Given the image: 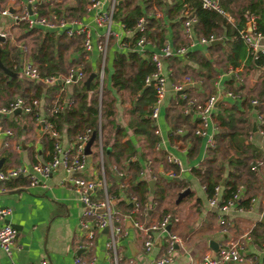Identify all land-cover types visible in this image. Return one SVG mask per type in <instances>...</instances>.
<instances>
[{
    "label": "crops",
    "instance_id": "0c3cea01",
    "mask_svg": "<svg viewBox=\"0 0 264 264\" xmlns=\"http://www.w3.org/2000/svg\"><path fill=\"white\" fill-rule=\"evenodd\" d=\"M28 1L29 0H1L0 5L1 7L4 6L7 9H10L8 10L9 12L11 11L10 13H15L21 12L24 9L28 10L30 6L32 8L33 4L29 5ZM36 1L37 2L34 5L42 1L49 0ZM100 1L101 6L98 9L103 11L108 10L111 0ZM240 2L242 3L241 5H245L246 0H240ZM63 3L73 4L74 1L64 0ZM83 9L84 11L82 15L80 17L73 18V20L77 21L88 29L92 46L88 50L83 49L80 38V49L73 50V48H70L67 51L66 56L67 60L79 59L81 54L84 53V56L82 55L84 63L89 65L91 72L95 73V77L92 79V81H94V79L95 82L97 81L96 88L90 93H94L97 98V103L100 106L101 91L98 90V79L96 76L98 71L101 69L102 60L99 52L96 49V41L100 37V34L103 32L104 28L95 27L93 23V14L96 9L91 7L87 3V0H84ZM232 9L235 10L234 8ZM225 12L228 19L226 20L231 23L233 21L232 15L228 11ZM51 16L54 15H50V17ZM174 20L175 19L168 21V19L162 15V20L160 21L165 28L164 41L167 40L174 46H177L179 43H173L170 29V24H172ZM119 23L120 22L118 20L112 19L110 29L113 31L114 35L110 37V40L107 44L103 61V74L106 70L105 62L108 59L111 61V57L114 53L125 51V48L120 46V41L122 39H127L128 35L123 31V28ZM178 30L181 34V26ZM28 31L39 35L50 33L55 35L56 38L59 35H65L62 28H56L53 30H47L43 27L20 29L19 22L14 23L11 17L8 15H0V34L4 36V41L0 42V50L6 43V49L9 53V56L6 58L7 62L14 63V61H16L17 74L19 77L27 81H35L34 83L39 84L42 89H44V91L42 90L43 93L41 94V99L35 98L38 101V106L34 109L33 114L15 111L10 115H4L1 117L0 123L2 128L10 129L11 134L9 136H6L5 134L0 135V169L14 166H28L35 161H43L48 159L47 157H49V150L46 149L45 135L48 137H50V135L42 133V124L44 120H47L48 114V112L46 113L45 111L44 105L45 103L49 102L51 109L55 102L58 104L65 100L68 95H70L72 86L77 83L73 82L68 85H60V83H55L58 85V87L54 88L53 85L55 84L42 85V83L39 81L27 79L20 75V62L21 56L23 55L22 47H26L28 53L27 55L32 59L31 50L33 44L28 37L33 34H29ZM23 33H26L24 38L20 37V35ZM68 37L72 38L76 36ZM150 41L153 43V45H144V54L141 56H146V52L157 51L158 46H156L154 41ZM261 42H264V37ZM29 43L32 45L30 46ZM220 43H222V39ZM195 49L199 50L200 52H205L206 46L200 44L194 45L190 47L188 51ZM14 54L17 55L13 56ZM179 58L183 59L181 56H179ZM246 58L247 57L244 56L242 59H240L238 61V65L235 67L228 66L225 70L221 68H215V75L214 78L211 79L209 87H211L213 91L211 94L215 93L217 97L219 94L222 95V99L220 101L221 103L230 104L234 102L243 113H246V116L250 121V133L244 138V143H250L256 147L260 153L259 158L250 161V166L252 167L255 165V162L257 161H261L262 165H256L255 169L251 168L256 175V188L255 193L252 194L249 199L248 207L244 208L238 206V208H240L239 211H244L245 213L249 211L251 212L253 210L254 203L259 200L260 210L257 213L254 212L253 215L256 216V220L250 218L252 216L242 215V213L239 214L235 211H233L234 214L232 215L224 216L216 215L211 211L202 213L199 209L200 203L199 199L197 198H195V200L191 199L188 202L182 203L185 197H193V191L191 190L190 184H199V182L197 178L192 175L190 170L195 168L202 161V159L207 157L208 147H206L204 143V147L201 148V144L199 143L196 148V152L192 153L189 142H182L179 138L171 137L172 135L170 133L173 129H170L172 126H169L164 120L163 110L168 102L174 97V95H177V93H174L166 105H164L162 108L159 107L157 117L152 119L156 127L155 134L159 138L158 142L154 146V148L158 151V157L152 159L149 155L146 156V161L143 163V165L147 167L149 176H145L142 166L138 178L147 180V184L149 180L153 183V181L156 179H162L164 181H179L180 183H184V187L180 190H176L175 187H170L168 189L165 199L159 208L162 209L165 207L167 211L164 213L155 211L153 206L150 207L152 210L150 212L148 211L147 213V209H140V205L137 212L133 213V205L131 204L130 198L129 204L131 209L128 212H125V209L117 207L112 201H110L112 210L115 213L122 215L118 221V224L121 228V233L118 236V241H116L115 244V254L121 258V262H127L126 264H131V259L134 256L140 254L141 250H144L142 245V235L133 226V222L135 220L142 222H153L164 214H171L177 218V221L174 224L168 225V229L166 230L169 232H174L179 236V238L182 239V246L174 247L176 251L180 252L181 257L184 256V259L181 262L182 264H189L197 260L204 253H214L215 251H213V249L208 244L209 241H212V243H214L218 249V247L225 243V241L234 239L244 233H248L249 239L241 250V261L234 264H250L252 262L264 264V250L261 248V246L264 244V236L262 237L260 234V237L255 236L254 239L251 235V230L257 221L264 223V136L260 135L256 131V109L253 108L248 110L244 104V90L241 91L242 94H235L232 92V87H236L239 84L238 80H241L245 87L258 86L264 75V65L246 68ZM165 65L167 66L166 62ZM189 77L191 79V83L186 85V87L190 85L193 86L195 88L194 93L201 91V80H194L191 76ZM228 80L231 81V85L227 84ZM6 89L1 84L0 106L6 105L9 101L16 97H20V95L17 93H13L10 86ZM227 91L235 94L236 98L225 96ZM45 92H47L48 95H46ZM49 96L51 97L50 99ZM24 98L34 97L28 95ZM46 98L49 100L47 101ZM262 99L264 100V95L262 96ZM251 100L256 101L255 98H251ZM220 102H218L217 105ZM115 107L116 112L114 119L116 121V127H124L122 105L118 98L116 99ZM216 111V107H214L207 127V129L210 128V133L212 135L216 132L215 122L213 119V114H215ZM188 115L190 120L196 126L195 114L190 112ZM253 122L255 123L254 132L251 131V124ZM126 132L127 136L134 140L131 132L127 130ZM57 133L60 146L63 149L72 150L77 136L68 138L64 132ZM176 133L178 136H180L183 131H178ZM195 136H198L200 142V138L202 136ZM94 142L96 143L97 150V154L95 156H93L91 153V145ZM134 144L137 145V142H134ZM91 145L89 147L90 153L85 155V165L83 170L80 172L81 175L88 178L102 179L106 186V190L108 187L115 185L114 180L115 182H119L116 184L117 187L121 188L120 184L123 182L126 184L124 187H127L126 178L130 177V175L126 173V177L124 172H119L121 175L117 174L118 171L115 173V166L113 163L110 164V168L113 171V180L109 174L104 172L102 157L104 154L110 151V148H103L99 126L97 127V134L94 137ZM105 148L107 151L103 152ZM136 153L139 154V152ZM166 155H171L177 158L180 161V167L178 168L173 164L167 163L165 161ZM135 158H137V155H132L130 160L132 161ZM169 165L173 166L176 172H174L172 168H167ZM66 177L67 174L65 171L61 168H58L43 180V184L27 185V183H25L24 179L22 178L7 181L6 183H0V207H9L11 210L10 214L5 217L4 222L8 223L15 229L16 243L19 246L18 249L11 253L10 257H7L0 249V264H73V259L75 256H79L82 260H89L92 258L93 264H110L108 259L109 256L105 252V243L109 238L108 228L106 227V231H102L103 229L96 231L95 237L91 243L86 240L85 231L80 227L79 224V221L82 219L83 205L78 201L77 194L71 189L69 183L67 181L64 182L63 178ZM185 188L189 189L188 194L183 196L177 203H175L177 193ZM200 188L205 195L202 185H200ZM152 189L153 184L151 190H149L148 187L149 195L147 198L149 196L152 198ZM106 190L105 193L107 194ZM236 191H238L240 200L241 197L244 196V187L239 186ZM121 197L123 196L121 195ZM91 198L96 201L103 200L104 192L101 189H98L91 194ZM172 211L176 214L172 213ZM156 240H158L157 244L155 243ZM152 248H156L160 252L165 249L164 234L157 232V235H153ZM176 257L177 255L171 257V262L174 261Z\"/></svg>",
    "mask_w": 264,
    "mask_h": 264
},
{
    "label": "trees",
    "instance_id": "16d2710c",
    "mask_svg": "<svg viewBox=\"0 0 264 264\" xmlns=\"http://www.w3.org/2000/svg\"><path fill=\"white\" fill-rule=\"evenodd\" d=\"M63 1H42L34 5L35 11L41 16H64L69 19L82 15L84 0H73V4H64ZM218 1L224 11H228L232 15L231 23L215 12L201 9L194 0H116L112 12V19L118 20L123 29L130 30L139 17L148 15L155 8L161 11L168 21L175 19L170 24L171 37L173 43L180 44L183 42L178 30L184 18L182 4L189 3L193 7V14L196 17V23L193 25L195 36L222 39V43L206 44L205 52L195 49L187 51L183 59L177 56L165 59L170 69L168 78L172 83L179 82L184 75H189L194 80H201V91L194 93L195 88L191 85L187 86L182 92L184 98L174 95L163 110L164 120L173 129L170 133L171 137L179 138L182 142H189L192 153L196 152L199 138L193 134L195 124L190 120L189 115L183 112L185 99L191 98L197 103L204 101L213 92L209 86L211 79L214 78L215 68L225 70L228 66L235 67L238 65V61L246 56L245 45L238 33L241 30H247L248 13L252 12L257 16L255 30L264 35V0H246L245 5H241L240 0ZM165 2L168 5L166 11H163ZM19 23L20 29L26 28L23 22ZM144 29L145 35L154 41L156 46L162 45L165 28L160 19L146 16ZM28 33L33 34L30 35L33 44L31 56L41 76L63 73L70 68H79L83 75L82 79L72 86L70 95L66 98L70 100V105L63 111L50 113V104L49 102L45 103V111L48 112L47 120L54 130L64 132L68 138L81 135L86 130L90 133L94 131L96 136L99 126L103 148H110V151L102 157L104 172L109 174L113 180V171L110 168V164L113 163L115 173L118 171L124 172L125 176L126 173L130 175L126 178L127 187H117L118 181L114 180L115 185L107 188L106 192L111 196L114 205L128 212L131 209L129 198L133 196L140 205V209L146 208L147 213L152 210L151 206L160 213L167 211L165 207L159 208L168 189L175 187L176 190H180L184 187V183L173 180H154L152 198L148 204L147 180L138 178L146 156L149 155L152 159L158 157V151L154 146L159 138L155 134L156 127L150 118V111L155 99L154 88L152 85L143 83L144 76L153 70L149 59L150 52H146V56H141L134 51L116 52L112 55L110 88L101 84L99 106L94 93H90L96 88L97 81L90 82L88 90L82 85V81L91 72L89 65L82 59L84 53L79 59L67 60L66 55L70 48L80 49V36L69 38L62 34L56 38L50 33L43 35L30 31ZM25 34H21L20 37L24 38ZM137 35L136 32L133 33V40ZM8 56L5 43L0 50V60L14 74L7 76L0 70V86L2 84L5 89L10 86L13 93H17L20 97L29 95L41 99L44 89L34 83L35 81L20 78L17 74L16 61L14 63L7 62ZM261 65H264V51L260 52L254 61H251L249 57L246 58V68ZM238 81L239 84L232 87V92L242 94L241 91L244 90L246 108L248 110L255 108L256 112L261 113L264 117V100L262 99L264 75L256 87H245L241 80ZM230 82L228 80L227 84L231 85ZM53 87L57 88L58 85L55 84ZM45 94L48 95L47 92ZM117 98L122 105L124 127H116L114 119ZM251 98L256 99V105H251ZM216 110L213 114L216 128V132L213 134V146L208 147L207 157L190 171L197 178L199 184L205 188L206 195H211L213 187L221 184V199L223 200L231 198L237 188L243 186L244 196L238 201V205L247 208L249 199L255 193L256 188V175L251 169L250 161L259 158L260 155L256 147L250 143H244V138L250 133V121L246 113H243L234 102L230 104L220 102L216 106ZM33 112L28 114H33ZM126 130L131 132L135 141L127 136ZM177 130L183 131V133L178 136ZM134 142H137V145ZM45 145L50 154L53 139L47 135H45ZM132 155H137V158L131 161ZM167 168H172L176 172L173 166L169 165ZM260 234L262 237L264 236V223L257 221L251 230V235L254 238L255 236L260 237Z\"/></svg>",
    "mask_w": 264,
    "mask_h": 264
},
{
    "label": "built area",
    "instance_id": "2783aa9c",
    "mask_svg": "<svg viewBox=\"0 0 264 264\" xmlns=\"http://www.w3.org/2000/svg\"><path fill=\"white\" fill-rule=\"evenodd\" d=\"M1 1V0H0ZM198 3L201 9L206 11L215 12L227 19L226 12L220 5L218 0H194ZM36 0H29V5H32L21 12L10 13L8 9L0 5V15H8L11 17L14 23L23 22L26 28L31 29L34 27H43L47 30L62 28L63 33L67 36H80L81 46L83 49L88 50L91 48L92 43L88 33V29L73 19H67L63 16H41L35 12L34 4ZM87 3L95 8L93 14V23L97 28H104L100 37L96 41V49L99 52L102 60L101 69L98 71L96 78L98 79V90H100L102 79H103V61L107 49V44L110 37L114 35L110 29L112 23V12L115 4V0H111L110 7L108 10H100V0H87ZM1 4V2H0ZM183 20L181 25V36L183 42L177 46H174L169 41H163L162 45L158 46L157 51L150 52L149 59L153 65V70L146 74L143 78L145 85H152L154 88L155 99L150 111V118L155 119L157 117L159 107L161 105L164 96V80L165 76L161 69L160 60H164L168 57H183L188 49L194 45H206L209 41L216 39L213 37L205 38L202 36H195L193 25L196 23V17L193 14V7L189 3H183ZM98 9V10H97ZM154 17L162 20L161 11L153 8L148 15L139 17L130 30L123 29L126 32L127 39L120 41V46L125 48V51H134L139 55L144 54V45H153L150 39L144 33L145 18ZM256 15L252 12L248 13L246 21L249 29L246 31H239V38L243 41L246 48V57H249L251 61L258 58L260 52L264 51V35L255 30V19ZM228 20V19H227ZM123 28L122 24L119 23ZM76 26V27H75ZM138 35L133 40V33ZM23 55L21 56L20 62V75L27 79L36 80L42 83V85H53L60 83V85H68L73 82H77L82 79V72L79 68L69 69L64 73H56L52 75L41 76L33 62V60L27 55L26 47H22ZM166 76L168 77L170 69L165 65ZM191 83V79L188 75H184L179 82L172 83V89L182 99L183 89ZM225 96L236 98V95L231 92H226ZM217 98L215 93L210 94L204 101L197 103L191 98L185 99L183 112L188 114L193 112L196 116V126L193 130L195 135L206 136V129L208 122L210 121L212 110L214 108V102ZM251 105H256L255 100L250 101ZM70 105V100L65 99L60 103H54L50 109V113H57L63 111ZM38 106V101L35 98H24L16 97L9 101L6 105L0 106V122L1 117L4 115H10L16 110L23 113H32ZM257 129L256 131L264 136V117L261 113L256 112ZM42 133L49 134L53 139V146L49 154L48 159L43 161H35L28 166H14L0 169V183H6L17 178H22L26 181L27 185L43 184V180L51 175L55 170L61 168L67 174L66 178H63L64 182H68L71 189L77 194L78 201L83 205L82 219L79 221L80 227L85 231L86 240L91 243L95 237L96 231L107 227L109 230V238L105 243V252L109 256L110 264H126L127 262H121V258L115 254V244L118 241V236L121 233L120 225L118 221L120 219L119 213H115L111 208V196L105 193L106 186L102 179L88 178L81 175V171L85 165V154L83 152L84 145L89 137V131H84L83 134L76 137V141L73 145L72 150L63 149L58 140V133L52 127L48 120H44L42 124ZM5 134L9 136L11 134L10 129H3L0 123V135ZM213 135L210 133L206 136L205 146H213ZM165 161L169 164H173L180 167V161L171 156L166 155ZM256 165H262L261 161L255 162L251 168L255 169ZM121 175V173H117ZM170 175V174H169ZM125 182L121 183L120 186L123 188ZM219 185L213 187L212 194L206 195L209 205H213L217 199ZM101 189L104 192L103 200L96 201L91 198V194ZM203 191L205 188L202 186ZM131 204L133 205L132 212L136 213L139 204L135 197H130ZM239 194L235 191L231 198L227 200L222 199L221 208L226 210L228 208L240 210L238 208ZM241 207V206H240ZM102 208V211L98 209ZM11 212L9 207H0V249L7 256L10 257L11 253L18 249L19 246L16 243V231L8 223L4 222V219ZM177 218L171 214H164L153 222H142L135 220L133 226L141 233L143 238L144 250H149L153 246V233L158 232L165 235V249L164 251L169 252L174 249L175 246H182V239L179 238L174 232H169L165 228L167 225L176 223ZM248 233H244L234 239L225 241L214 253H204L197 260L189 264H234L241 261V250L244 244L248 241ZM264 250V244L261 246ZM73 264H93V259L82 260L79 256H75ZM156 264H168L171 262V257L161 256L154 261ZM250 264H257L252 262Z\"/></svg>",
    "mask_w": 264,
    "mask_h": 264
},
{
    "label": "rangeland",
    "instance_id": "374dc122",
    "mask_svg": "<svg viewBox=\"0 0 264 264\" xmlns=\"http://www.w3.org/2000/svg\"><path fill=\"white\" fill-rule=\"evenodd\" d=\"M29 40L31 39V37L29 36L28 37ZM29 45L31 46L32 44L29 43ZM161 62V69H162V72L165 76V80H164V84H163V88H164V96H163V99H162V102H161V105L160 107L162 108L164 105L167 104L168 100L174 95V91L172 89V84H171V81L169 80V78L166 76V72H165V61L164 60H160ZM105 67H106V70L104 71V74H103V79H102V84L106 87L109 88V77H110V74H111V67H110V61L109 59L105 62ZM95 81V79H94ZM210 128H208L206 130V136L208 134H210ZM206 136H203L200 138V144H201V148L204 147V143H205V139H206ZM106 152L107 149L105 148L103 150V152ZM91 153L93 156H95L97 154V150H96V143L94 142L92 145H91ZM143 166V172L145 174V176H149V173H148V169L146 166ZM190 187H191V190L193 191V197L190 198L189 196L188 197H185L184 200L182 201V203L184 202H188L189 200H195V198L199 199V203H200V211L203 213V212H206V211H211L213 213H215L216 215H219V216H224V215H232L234 214L233 211H235L236 213H242V215H247V216H252L250 218H252L253 220H256V216H253L254 215V212H258L260 210V205H259V200H257L254 205H253V210L250 212H244V211H236L234 209H231V208H228L226 210L222 209L221 206H222V199H221V194H222V186L219 185V188H218V193H217V199L215 200V202L213 203V205H209L208 201H207V198L205 197V195L203 194L201 188H200V185L198 183H192L190 184ZM151 202V196H149L147 198V203L150 204ZM172 213H175L172 211ZM245 213V214H244ZM176 214V213H175ZM153 235H157L156 232L153 233ZM174 255H177L176 259H174V261L168 263V264H182V260L184 259V256L181 257L180 256V252L176 251V249H173L169 252H166L164 250H162L161 252L156 249V248H151L149 250H141L140 251V254L134 256L131 260H132V263L131 264H156L154 261L156 259H158L159 257L161 256H169V257H173ZM153 260V261H152Z\"/></svg>",
    "mask_w": 264,
    "mask_h": 264
},
{
    "label": "water",
    "instance_id": "95a60500",
    "mask_svg": "<svg viewBox=\"0 0 264 264\" xmlns=\"http://www.w3.org/2000/svg\"><path fill=\"white\" fill-rule=\"evenodd\" d=\"M166 9H167V3H165V9H164V11H166ZM8 10H10V9H8ZM247 29H249V26L247 27ZM1 41H4V36H2L0 34V42ZM220 42H221V39H212V40L209 41V45H215V44L220 43ZM0 69L3 71L4 74L13 75V73L11 71H9L8 69H6L2 65L1 61H0ZM94 77H95V73L94 72H91L82 81V85L85 87L86 90H88L89 83L92 81V79ZM180 93H181V91H178L177 92V94H180ZM221 99H222V95L219 94L218 97L216 98L215 102H214V107H216L217 103L220 102ZM16 112H18V110H16ZM170 129H172V127H170ZM251 131L252 132L255 131V123L254 122L251 124ZM94 137H95V132L94 131H91V133L89 135V138H88V140L86 141V143L84 145L83 152H84L85 155H87V154L90 153L89 147H90L92 141L94 140ZM0 164H1V160H0ZM148 187H149V190H151L152 182L150 180L148 181ZM188 192H189V189L188 188H185V189L179 191L177 193V196H176V199H175V203H177L183 196H185L186 194H188ZM98 211H102V208L98 209ZM165 229H168V225L166 226ZM102 231H106V227H104ZM157 242H158V240L155 241L156 244H157ZM208 244L213 249V251H216L217 250L216 245L214 243H212V241H209Z\"/></svg>",
    "mask_w": 264,
    "mask_h": 264
}]
</instances>
